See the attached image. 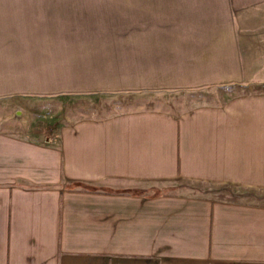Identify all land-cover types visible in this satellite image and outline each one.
<instances>
[{
    "label": "crops",
    "instance_id": "0c3cea01",
    "mask_svg": "<svg viewBox=\"0 0 264 264\" xmlns=\"http://www.w3.org/2000/svg\"><path fill=\"white\" fill-rule=\"evenodd\" d=\"M142 92L188 106L2 114L0 264H264V0H0L17 114Z\"/></svg>",
    "mask_w": 264,
    "mask_h": 264
},
{
    "label": "rangeland",
    "instance_id": "374dc122",
    "mask_svg": "<svg viewBox=\"0 0 264 264\" xmlns=\"http://www.w3.org/2000/svg\"><path fill=\"white\" fill-rule=\"evenodd\" d=\"M48 5L54 6L57 1L60 0H47ZM50 17V16H49ZM61 18L56 17L54 15V22H58ZM136 66L141 68V66L144 64V62H135ZM133 66V65H132ZM135 66V65H134ZM135 66V67H136ZM144 69V65L143 68ZM190 95V93H189ZM191 95L193 98H200L202 95L200 92H191ZM117 96L111 95L110 98L105 99L107 103L110 101L116 102L115 100ZM160 99L162 105H147L149 102H151V99ZM134 100H140L142 104L145 103V105H102L97 108H95L93 105H82L80 103H83V99L77 98L76 96L70 97V98H63L62 96L55 95V96H50V97H35L33 99L29 100V107H22L21 106V111L22 113L17 114V108L16 105L12 104V100H1L0 101V117L4 113V116H8L11 118H32L31 120L33 121L32 123H35L36 128H41L42 129V124H49L51 121H55V117L60 118V119H65L66 123L71 122L73 120H76L78 117H83V116H99L103 114H108L109 112L112 111H119L120 109L124 108H165L168 110H183L184 108H187L188 105H168L167 103L171 104L173 100H178L179 96H175L173 94H163L161 98L156 96L155 94L152 93H137L135 94V97H133ZM170 100V102H166ZM104 103V101H101V104ZM63 104V107L62 105ZM66 104V105H64ZM34 108V109H33ZM36 121V122H34ZM49 122V123H48ZM41 125V127H40ZM46 127H44L45 129ZM46 130V129H45ZM190 185V186H189ZM187 186L189 187H196L198 190H207L210 186L207 185H201V184H188ZM187 187L186 192L191 191V189ZM207 192V191H206Z\"/></svg>",
    "mask_w": 264,
    "mask_h": 264
},
{
    "label": "trees",
    "instance_id": "16d2710c",
    "mask_svg": "<svg viewBox=\"0 0 264 264\" xmlns=\"http://www.w3.org/2000/svg\"><path fill=\"white\" fill-rule=\"evenodd\" d=\"M203 191V190H202ZM207 192L209 191V192H211V193H213V194H215L216 196H218V197H221V196H226L227 194L226 193H221V191H218V190H215V189H207L206 190ZM205 191V192H206Z\"/></svg>",
    "mask_w": 264,
    "mask_h": 264
}]
</instances>
